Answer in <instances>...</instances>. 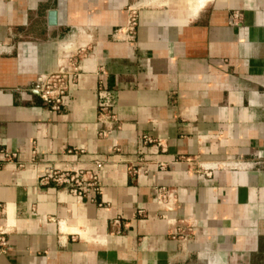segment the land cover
I'll return each mask as SVG.
<instances>
[{"label":"crops","instance_id":"obj_1","mask_svg":"<svg viewBox=\"0 0 264 264\" xmlns=\"http://www.w3.org/2000/svg\"><path fill=\"white\" fill-rule=\"evenodd\" d=\"M66 54L76 81L52 109L29 85ZM95 161L94 193L39 181ZM0 231V264H256L264 0H0Z\"/></svg>","mask_w":264,"mask_h":264},{"label":"built area","instance_id":"obj_2","mask_svg":"<svg viewBox=\"0 0 264 264\" xmlns=\"http://www.w3.org/2000/svg\"><path fill=\"white\" fill-rule=\"evenodd\" d=\"M125 24L123 30L128 36H132L136 24V11L134 7L127 10ZM236 17L232 13L231 19ZM78 65L72 55L66 54L60 68L38 73L32 80L29 88L36 91L39 98L48 103L52 109H58L62 105L69 102L71 91L76 81ZM114 96L112 90L106 87H99L97 90L96 108L98 119L107 123L108 129L116 120L115 113L112 111L114 107ZM107 131V129H105ZM74 152V151H73ZM13 154V153H12ZM7 156V152L3 153ZM101 162L95 161L92 168H68L66 166H53L45 168L39 175L40 183L51 181L55 185H61L73 195L80 196L90 192L94 193L99 189L98 171ZM170 197V192L159 187L156 190V198L158 200H166ZM7 247L6 238L0 231V253Z\"/></svg>","mask_w":264,"mask_h":264},{"label":"rangeland","instance_id":"obj_3","mask_svg":"<svg viewBox=\"0 0 264 264\" xmlns=\"http://www.w3.org/2000/svg\"><path fill=\"white\" fill-rule=\"evenodd\" d=\"M179 1H183L186 6H189L190 4H193V1H196V0H177V2ZM256 264H264V250L259 252Z\"/></svg>","mask_w":264,"mask_h":264},{"label":"bare ground","instance_id":"obj_4","mask_svg":"<svg viewBox=\"0 0 264 264\" xmlns=\"http://www.w3.org/2000/svg\"><path fill=\"white\" fill-rule=\"evenodd\" d=\"M200 4L203 3L205 0H197ZM197 5V3H196Z\"/></svg>","mask_w":264,"mask_h":264}]
</instances>
